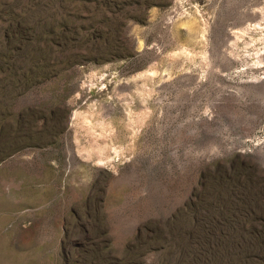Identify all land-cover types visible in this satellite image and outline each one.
Listing matches in <instances>:
<instances>
[{"label":"rangeland","instance_id":"1","mask_svg":"<svg viewBox=\"0 0 264 264\" xmlns=\"http://www.w3.org/2000/svg\"><path fill=\"white\" fill-rule=\"evenodd\" d=\"M0 264H264V0H0Z\"/></svg>","mask_w":264,"mask_h":264},{"label":"trees","instance_id":"2","mask_svg":"<svg viewBox=\"0 0 264 264\" xmlns=\"http://www.w3.org/2000/svg\"><path fill=\"white\" fill-rule=\"evenodd\" d=\"M190 213L195 218L196 236L201 238L200 243L202 246L205 245L206 242L209 243V239L213 235V230L218 225V220L213 216L215 214L214 211L209 207L205 199H195L190 204Z\"/></svg>","mask_w":264,"mask_h":264}]
</instances>
